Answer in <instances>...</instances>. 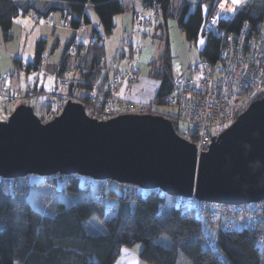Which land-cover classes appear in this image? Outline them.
Returning <instances> with one entry per match:
<instances>
[{
	"label": "trees",
	"instance_id": "1",
	"mask_svg": "<svg viewBox=\"0 0 264 264\" xmlns=\"http://www.w3.org/2000/svg\"><path fill=\"white\" fill-rule=\"evenodd\" d=\"M123 1L0 0V29L5 39L12 38L10 32L13 19L21 12H28L34 7V3H39L47 8L43 14L40 11L36 13L40 20L47 21L48 16L57 11L67 25L74 29L90 23L86 9L91 8L96 12L104 33L109 35L114 28V16L125 10ZM140 2L143 10L155 4L157 11L162 13L164 18L169 16L172 7L171 0ZM194 6V10L189 12L190 5L184 4L178 20L179 28L189 41L197 40L204 19L211 15L215 7L208 8L203 14L201 3H195ZM246 23L251 25L255 33L261 34L264 40V0L246 2L238 12L229 13L226 19H222L220 26L227 32L238 33ZM44 43L43 39L36 43L33 63L14 58V64L20 69L23 68L25 72L37 69L44 52ZM219 46V39L207 35L206 44L200 52L201 60L214 62L218 57ZM72 55L73 65L70 64ZM104 59L105 47L102 37L94 29L88 43L82 44L74 38L66 43L64 54L52 72L56 76L81 81L82 84L67 87L68 91L63 92L73 94L77 100L86 103L87 96L80 93L82 89L92 92L95 86L103 87L109 80L111 71L105 74ZM159 59L162 60L161 69L150 74L159 81V87L152 99L158 105L162 104L173 88L174 72L167 40L165 53ZM50 78L54 82V91L56 81L51 76ZM74 89H77V92H74ZM88 104L89 101L85 107ZM7 107L0 106L3 110ZM168 118L178 132L177 117ZM27 178L17 180L0 178V264H114L123 247H131L136 243L142 244L139 259L148 264H177L179 253H182L191 264H264V243L258 244L259 231L240 228L236 222L227 231L224 230L227 224L223 227L218 225L217 236L212 242L207 228L214 225V222L206 223L192 208L187 211L183 207L179 210L173 208L170 217L165 219L157 217L155 214L161 206L165 207L167 198L171 200L170 204H175L178 200L163 195L159 190L139 188V191H136V186L118 185L124 190L121 195L110 191L117 198L113 207L117 214L106 218L104 183L99 182V191L93 194L89 184L92 180H87L85 186L81 188V178L77 175H57L46 178L44 184H55L60 179L64 184L63 191L84 192L86 196L83 201L71 207L61 206L54 216H47L34 210L28 203L30 185L17 186L20 181ZM145 193L148 194L147 199L144 198ZM182 202L188 205L186 201ZM255 208L256 211H261V220L264 223V200L255 204ZM91 217H95L102 224L104 233L86 232L84 222ZM173 225L177 227L174 228ZM37 229L40 231L37 232ZM163 235L169 238V247L158 243Z\"/></svg>",
	"mask_w": 264,
	"mask_h": 264
},
{
	"label": "water",
	"instance_id": "2",
	"mask_svg": "<svg viewBox=\"0 0 264 264\" xmlns=\"http://www.w3.org/2000/svg\"><path fill=\"white\" fill-rule=\"evenodd\" d=\"M86 177L227 206L264 200V96L197 154L159 114L98 121L67 102L47 123L18 105L0 121V178Z\"/></svg>",
	"mask_w": 264,
	"mask_h": 264
},
{
	"label": "rangeland",
	"instance_id": "3",
	"mask_svg": "<svg viewBox=\"0 0 264 264\" xmlns=\"http://www.w3.org/2000/svg\"><path fill=\"white\" fill-rule=\"evenodd\" d=\"M194 2L202 4L203 14H205L208 8L213 6L217 8L220 0H171L172 7L167 18H164L162 13L159 12L157 20L152 21L148 25L142 23V28H138L140 25L137 23L135 16H132V7L133 5L136 6L139 2L135 0H124L123 5L126 9L122 14L124 21L117 22L116 20V25L109 35L104 33L96 12L91 8L86 9L90 23L83 24L79 29H74L67 25L66 21L61 18V15L57 11H54L48 16L50 24H44L43 19H36L34 17L36 13L40 11V13L43 14L46 12L47 8L41 6L39 3H34V7L30 8L28 12H21L13 19L10 32L12 38L5 39L0 29V74L2 75L9 72V74H11L10 86L24 91V85L30 81L29 77L32 79L36 74L35 72L27 73L23 69L17 67L13 62L14 58L33 63L35 45L38 41L43 39L45 40V48L39 63L40 65L38 66L43 70L51 72L59 64L64 54L65 45L69 40L74 38L78 42L86 44L89 42V37L93 34V30L95 29L98 35L102 37V42L105 47V74L108 73V71L114 72L117 69H126L129 60H132L136 63L138 76L131 87H125L122 90V96L125 99L134 100V102L136 100H143L145 103L150 102L159 87V81L151 77L150 74L152 71H157L162 67V60L159 58L165 53L166 40L169 45V53L172 57L174 74H185L190 67L198 64L201 60L200 52L207 40L204 26L202 25L196 41L187 40L185 34L178 26L182 7L184 4L188 3L192 5H190V9L193 10L195 8ZM243 2L244 0H228L227 4L222 9V15L227 14L232 9L238 10ZM49 6L50 4L47 5V7ZM67 22L69 23V21ZM138 31L142 32L143 35L137 36L135 33ZM127 40L129 41L127 42ZM201 41H204V43L201 44ZM137 42L143 46L142 50L137 56H133L130 59V45L133 46ZM123 54H125L124 57ZM70 60V64L73 65L74 55L71 56ZM39 82L40 85H44L46 92L53 91L54 82L50 76L44 78L39 76ZM67 91L68 88L65 89V92ZM80 93L82 96H85L87 92L82 90ZM18 105L17 103L12 106L9 105L5 110L0 108V121H7L10 114ZM84 109L86 110L85 106ZM153 112L170 118L176 117L175 111L167 107H155ZM36 116H40V114L36 113ZM39 119L40 121H45L42 118ZM99 119L103 120V118ZM188 131L187 125L179 121L177 133L182 136ZM219 131L221 132L222 128H220ZM80 178L81 188L85 186L87 180L91 181L86 177ZM98 183L99 181L95 180L89 182L93 194L99 191ZM102 183H104L105 207H114L117 198L114 197L110 191H115L116 194L121 195L124 190L122 186H118L119 184L113 181ZM27 184L30 185L27 195L28 203L34 210L47 216H54L58 213L61 206L66 208L71 207L83 201L86 196L84 192L70 193L63 191L64 184L60 179H58L55 184H44V177L30 175L26 180L20 181L17 186L21 187V185ZM18 190L20 189L18 188ZM170 203L171 200L167 198L165 207ZM246 209L254 211L256 209L255 204L248 205ZM218 225L223 227L226 225V222L215 220L214 225H209L207 228L212 242L215 241L217 236ZM236 225L243 228L240 222H236ZM84 226L88 234H102L105 232L102 224L95 217L86 220ZM158 243L165 247L170 246V240L165 235L159 238ZM141 249L142 244L140 243H136L131 247H123L118 260L114 264H148L139 259ZM177 264H191V262L182 253H179Z\"/></svg>",
	"mask_w": 264,
	"mask_h": 264
},
{
	"label": "built area",
	"instance_id": "4",
	"mask_svg": "<svg viewBox=\"0 0 264 264\" xmlns=\"http://www.w3.org/2000/svg\"><path fill=\"white\" fill-rule=\"evenodd\" d=\"M246 2L251 0H244L238 10L232 9L225 15H222L223 8L218 3L203 23L205 33L220 40L217 59L212 63L203 59L185 74L174 75L172 91L162 104L158 105L153 100L145 103L123 98L120 88L131 87L138 76L136 63L130 61L126 69L110 72V80L103 87L93 88L87 97V114L93 119L107 121L122 115L147 114L155 107L171 108L179 121L187 123L189 131L181 137L194 145L197 154L207 152L212 139L220 134V128L222 131L228 128L240 113L264 95V40L261 34L255 33L248 23L238 33L227 32L220 26L222 19H226L229 13L238 12ZM157 13V6L153 4L143 13L136 12L135 18L141 26L142 23L148 24ZM141 49L139 43L134 45L132 56H137ZM32 70L36 75L28 82L31 89H38L39 75H46L56 81L55 90L44 96H38L31 89L21 93L9 87L11 76L4 74L0 76V106L16 103L31 106L46 123L60 115L68 101H78L73 94L64 93L62 88L82 84L81 81L65 79L41 68ZM86 103L82 104L85 106ZM177 201L181 202L180 199ZM188 203L194 205L192 209L202 220H223L227 224L225 231L235 222H240L246 229L259 231L258 244L264 243L260 210L213 204L194 197Z\"/></svg>",
	"mask_w": 264,
	"mask_h": 264
},
{
	"label": "snow or ice",
	"instance_id": "5",
	"mask_svg": "<svg viewBox=\"0 0 264 264\" xmlns=\"http://www.w3.org/2000/svg\"><path fill=\"white\" fill-rule=\"evenodd\" d=\"M223 7H224V5L221 4V8H223ZM203 43H204V41H201V44H203ZM29 79L31 80V77H29ZM13 190H14V188H13ZM147 195H148L147 193L144 194V198H145V199H147ZM182 207L185 209V211H187L188 209L194 207V205H185V204H183V202L181 201V202H177V203H175V204H169L167 207L161 206L160 209H159V211H158L155 215H156L157 217H160L161 219H165V218H168V217L171 216V214H172V209H173V208L179 210V209L182 208ZM133 211H134V210H133ZM116 214H117V213H116V211H114L113 207H108V208H106V210H105V216H106V218H107L108 216H114V215H116ZM173 227L175 228V227H177V226L173 225ZM36 231L39 232L40 230L37 229Z\"/></svg>",
	"mask_w": 264,
	"mask_h": 264
},
{
	"label": "bare ground",
	"instance_id": "6",
	"mask_svg": "<svg viewBox=\"0 0 264 264\" xmlns=\"http://www.w3.org/2000/svg\"><path fill=\"white\" fill-rule=\"evenodd\" d=\"M226 1H228V0H220V6H221V4H223L224 6L226 5ZM158 17H159V14L157 13V15H156V17H153L152 18V20L150 21V22H152V21H154V20H156V19H158ZM36 19H39V15H36V17H35ZM207 35V34H206ZM137 36H139L138 34H137ZM139 42H137V43H135L134 45H136V44H138ZM140 44V43H139ZM134 45L132 46V45H130V54H132V49H133V47H134ZM141 45V44H140ZM142 46V45H141ZM143 47V46H142ZM142 50V49H141ZM141 52V51H140ZM30 72H34L33 70H30V71H28L27 73H30ZM33 79V78H32ZM31 79V80H32ZM38 84H39V86H40V90L39 89H37L36 87H34L33 89H31V86H30V84H25V87H24V90H29V89H31V90H33L38 96H44L46 93H48V92H46L45 91V87H44V85L42 84V85H40V82H39V78H38ZM70 87H74V86H70ZM67 87H63L62 88V91H65V89H66ZM82 90H85V89H82ZM87 93H86V96L87 97H89V95L91 94V91L90 90H85ZM74 92H77V89H74ZM147 114H153V111H151L150 113H147ZM36 115V114H35ZM37 117H39V118H41V116H37ZM41 122H43V121H41ZM183 124H187L185 121H181ZM44 123V122H43ZM47 123V122H46ZM28 177V176H27ZM24 178H26V177H24ZM20 179H22V178H20Z\"/></svg>",
	"mask_w": 264,
	"mask_h": 264
},
{
	"label": "crops",
	"instance_id": "7",
	"mask_svg": "<svg viewBox=\"0 0 264 264\" xmlns=\"http://www.w3.org/2000/svg\"><path fill=\"white\" fill-rule=\"evenodd\" d=\"M135 1H138L139 3H137V5L135 6V5H133V7H132V16H133V12L134 11H137V10H141L142 8H143V6L141 5V2L139 1V0H135ZM189 5H191V4H189ZM192 6V5H191ZM191 8V7H190ZM194 10V9H193ZM193 10H191V9H189V12H191V11H193ZM126 11V9L124 10V12ZM123 12V13H124ZM123 13H121V14H118V15H116V16H114V18H113V22H114V26L116 25V20H117V22H122V21H124V18H122V14ZM133 18V17H132ZM157 20V19H156ZM129 40H127V42H128ZM129 45H130V43H129ZM129 55H130V51H129ZM125 56V54H123V57ZM6 73H9V72H6ZM12 86L14 87V85L12 84ZM24 87H25V85H24ZM124 88H120V93L122 94V90H123ZM126 100H128V99H126ZM130 101H134V100H130ZM136 101H141V102H143V100H136Z\"/></svg>",
	"mask_w": 264,
	"mask_h": 264
}]
</instances>
